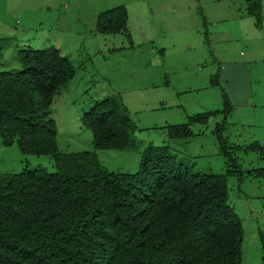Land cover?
I'll return each instance as SVG.
<instances>
[{"label": "rangeland", "instance_id": "rangeland-1", "mask_svg": "<svg viewBox=\"0 0 264 264\" xmlns=\"http://www.w3.org/2000/svg\"><path fill=\"white\" fill-rule=\"evenodd\" d=\"M260 23L248 0H0V71L21 69L26 50L58 48L74 65L75 76L50 106L57 123L58 149L93 150V133L83 116L96 101L118 96L137 128L134 148L98 150L110 171L135 173L150 144L170 146L177 165L193 173L226 174L228 158L215 134L222 113L207 124L190 125L193 136L172 139L169 125L190 123L203 112L234 104L229 143L240 169L262 167L264 146V0ZM124 6L127 31L98 30L102 12ZM230 146V145H229ZM55 171L48 155L25 154L0 137V173ZM229 202L245 229L243 264H261L264 177L228 179Z\"/></svg>", "mask_w": 264, "mask_h": 264}, {"label": "trees", "instance_id": "trees-1", "mask_svg": "<svg viewBox=\"0 0 264 264\" xmlns=\"http://www.w3.org/2000/svg\"><path fill=\"white\" fill-rule=\"evenodd\" d=\"M260 23L259 0H248ZM127 10L102 12L98 30L127 31ZM22 67L0 71V137L25 154L51 156L56 170L0 173V264H243L245 229L229 202L228 179L264 177V146L252 144L262 167L244 171L228 140L234 104L168 126L172 139L193 136L191 124L222 113L215 134L228 158L226 174L193 173L177 165L170 146L148 145L135 173L110 171L98 150L134 148L137 128L116 95L96 101L83 116L93 150L58 149L50 106L75 76L56 47L26 50ZM230 145V146H229ZM264 264V229L260 230Z\"/></svg>", "mask_w": 264, "mask_h": 264}, {"label": "clouds", "instance_id": "clouds-1", "mask_svg": "<svg viewBox=\"0 0 264 264\" xmlns=\"http://www.w3.org/2000/svg\"><path fill=\"white\" fill-rule=\"evenodd\" d=\"M183 124H185V123H183ZM169 126H171V125H169Z\"/></svg>", "mask_w": 264, "mask_h": 264}]
</instances>
